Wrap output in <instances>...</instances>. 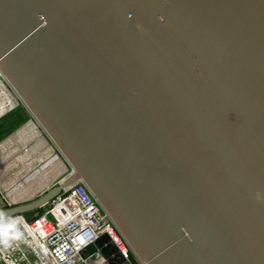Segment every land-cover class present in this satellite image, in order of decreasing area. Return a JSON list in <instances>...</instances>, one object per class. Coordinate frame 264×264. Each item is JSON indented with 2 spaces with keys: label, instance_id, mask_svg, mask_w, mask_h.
<instances>
[{
  "label": "water",
  "instance_id": "water-1",
  "mask_svg": "<svg viewBox=\"0 0 264 264\" xmlns=\"http://www.w3.org/2000/svg\"><path fill=\"white\" fill-rule=\"evenodd\" d=\"M0 73L71 169L0 220L82 180L145 264H264V0H0Z\"/></svg>",
  "mask_w": 264,
  "mask_h": 264
},
{
  "label": "built area",
  "instance_id": "built-area-1",
  "mask_svg": "<svg viewBox=\"0 0 264 264\" xmlns=\"http://www.w3.org/2000/svg\"><path fill=\"white\" fill-rule=\"evenodd\" d=\"M37 145L40 146L39 142ZM14 183L12 179L6 189L0 181L3 207L28 201L27 190L20 189L24 185ZM105 234L109 242L105 241L103 246L108 247L111 242L116 247L109 258L100 249H86ZM0 264L145 263L133 254L128 241L87 185L78 180L64 187L39 216L17 214L0 220Z\"/></svg>",
  "mask_w": 264,
  "mask_h": 264
},
{
  "label": "rangeland",
  "instance_id": "rangeland-1",
  "mask_svg": "<svg viewBox=\"0 0 264 264\" xmlns=\"http://www.w3.org/2000/svg\"><path fill=\"white\" fill-rule=\"evenodd\" d=\"M11 92L16 97V100H15V105L8 112H12V111L16 110L18 108L19 104L21 103V101L18 99L17 95L15 94V92L12 89H11ZM3 117H0V120ZM31 118L32 117L28 118V120H26L24 123H22L16 129H14L8 135H6L3 139H0V181L3 183V186L6 189L10 188L8 182H10L12 179L15 181V183H14L15 185H18V184L20 185L21 183H22V185L25 184L26 183L25 178L30 176L36 169H40L39 167H41L46 162V160L48 159L49 152L46 149V146L42 145L43 146L42 147L41 145L40 146L35 145L36 143L38 144V142H35V141H37L39 139H43V138H44L43 139L44 141L46 140L45 142H48L50 144L52 143V141L46 135V133L42 130V128H40V126L38 127L40 129V131L37 129L38 131L36 133H33L29 129L27 130V128H29L31 126V124H30V122H32ZM37 126H38V124H37ZM38 132L39 133L41 132V133L39 135H36V134H38ZM22 135H24L25 137L23 138ZM43 135H45V136H43ZM19 136H21V140L23 141V143H22V141H20ZM15 137H17V138H15ZM29 138H31V139H29ZM33 144L38 148H35V146ZM39 144H41L40 140H39ZM51 145H54V144L52 143ZM54 148H55V151L57 153H59L57 148L55 147V145H54ZM28 149L30 151H31V149H33L34 151L30 152ZM25 150H26V152H25ZM43 151H44V153H43ZM30 159L33 161H31ZM61 159L63 160V162L65 161L64 158H61ZM23 163L25 166L23 165ZM64 163H65V167L63 169L59 168V172L52 170V167L49 166V167L45 168L47 170H41L40 173L37 175V177L35 178L38 181L37 183L31 179L23 187H21L20 188L21 190H22V188H25L26 190H28L27 191L28 192L27 199L31 200V199L38 197L39 195H41L45 191L52 188L55 184H57L63 177H65L70 172L71 169H70V166L68 165V163L66 161ZM27 164H28V166H27ZM21 167H22V169H21ZM30 168H31V170H30ZM43 172L45 173V175ZM17 173H18V175H17ZM15 175H17V177ZM40 179H42V180H40ZM44 179L45 180L47 179L46 182H44L45 181ZM30 183H32L31 186H30ZM0 205H2L1 200H0ZM31 216H32V214L29 217H31Z\"/></svg>",
  "mask_w": 264,
  "mask_h": 264
},
{
  "label": "bare ground",
  "instance_id": "bare-ground-1",
  "mask_svg": "<svg viewBox=\"0 0 264 264\" xmlns=\"http://www.w3.org/2000/svg\"><path fill=\"white\" fill-rule=\"evenodd\" d=\"M2 75V74H1ZM11 87L9 86V84H8V82L5 80V78L3 77V75H2V78L0 79V117H2V116H4L14 105H15V100H16V97L12 94V92H11ZM13 90V89H12ZM18 97V96H17ZM19 99V98H18ZM37 122L36 121H32V122H30V124H31V128L29 127V128H27V130L29 129L30 131H32L33 133H36L38 130L40 131V129L38 128L40 125L38 124V126H37V124H36ZM29 124V125H30ZM26 128V127H25ZM41 128V127H40ZM38 129V130H37ZM24 130V129H23ZM22 131V130H21ZM42 131V130H41ZM32 133V134H33ZM41 133V132H40ZM39 132H38V134H36V135H39L40 134ZM29 136V135H28ZM33 136V135H32ZM43 136H45V135H43ZM17 138V137H16ZM32 138V137H31ZM31 138H29V139H31ZM42 138V137H41ZM21 139V138H20ZM26 139V138H25ZM37 139V138H36ZM39 139V138H38ZM44 139V138H43ZM43 139H39L40 140V143L42 144V145H44V146H46V149L48 150V152H49V156H48V159L46 160V162L41 166V167H39L40 169H36L30 176H28L27 178H25V182L27 183L28 181H30L31 179L34 181V182H38L35 178L37 177V175L40 173V171L41 170H47V169H45V168H47V167H52V170H54V171H57V172H59V168H61V169H63L64 167H65V161L63 162V160L61 159V158H63L62 156H61V154L60 153H57L56 151H55V148H54V145H51L50 143H48V142H45ZM39 140H37V141H35V142H39ZM20 141H22V140H20ZM27 142V141H26ZM22 143H23V141H22ZM35 144V143H34ZM33 144V145H34ZM40 144V145H41ZM24 145V144H23ZM35 145H37V143L35 144ZM34 145V146H35ZM41 145V146H42ZM43 147V146H42ZM35 148H38V147H36L35 146ZM34 149V148H33ZM33 149H31V151H34ZM44 149V148H43ZM29 150V149H28ZM37 150V149H36ZM40 150V149H39ZM30 151V150H29ZM30 151V152H31ZM45 151V150H44ZM44 151H43V153H44ZM25 152H26V150H25ZM38 152V151H37ZM41 152V151H40ZM36 153V152H35ZM40 154V153H39ZM42 154V153H41ZM29 155V154H28ZM39 156V155H38ZM37 156V157H38ZM47 156V155H46ZM34 157V156H33ZM32 157V158H33ZM40 157V156H39ZM25 159V158H24ZM22 160V159H21ZM31 160V159H30ZM38 160V159H37ZM31 161H33V160H31ZM22 162V161H21ZM28 162V161H27ZM42 163V162H41ZM31 164V163H30ZM35 164V163H34ZM33 164V165H34ZM38 164V163H37ZM23 165H24V163H23ZM32 165V166H33ZM25 166V165H24ZM27 166H28V164H27ZM36 166V165H35ZM11 167V166H10ZM33 168V167H32ZM21 169H22V167H21ZM27 169V168H26ZM49 169V168H48ZM20 170V169H19ZM30 170H31V168H30ZM50 170V169H49ZM21 171V170H20ZM24 171V170H23ZM27 171V170H26ZM51 171V170H50ZM61 171V170H60ZM2 172V171H1ZM31 172V171H30ZM45 172V171H44ZM43 172V173H44ZM47 172V171H46ZM52 172V171H51ZM24 173V172H23ZM20 174V173H19ZM17 175H18V173H17ZM17 175H15L16 177H17ZM41 175V174H40ZM44 175H45V173H44ZM43 175V176H44ZM55 175V174H54ZM2 176V175H1ZM41 177V176H40ZM39 177V178H40ZM21 178V177H20ZM19 179V178H18ZM2 180V179H1ZM40 180H42V179H40ZM45 180V179H44ZM43 180V181H44ZM47 180V179H46ZM46 180L44 181V182H46ZM8 181V180H7ZM25 183V184H26ZM25 184H23V185H25ZM50 184V183H49ZM22 185V183L20 184V186ZM32 185V183H30V186ZM7 187V186H6ZM28 191V190H27Z\"/></svg>",
  "mask_w": 264,
  "mask_h": 264
},
{
  "label": "trees",
  "instance_id": "trees-1",
  "mask_svg": "<svg viewBox=\"0 0 264 264\" xmlns=\"http://www.w3.org/2000/svg\"><path fill=\"white\" fill-rule=\"evenodd\" d=\"M30 117L31 115L29 111L25 108L22 103L19 104L16 110L6 113L4 117L0 120V139H3L6 135L16 129ZM42 211L43 209L41 210V212ZM30 215L31 214L27 216Z\"/></svg>",
  "mask_w": 264,
  "mask_h": 264
},
{
  "label": "crops",
  "instance_id": "crops-1",
  "mask_svg": "<svg viewBox=\"0 0 264 264\" xmlns=\"http://www.w3.org/2000/svg\"><path fill=\"white\" fill-rule=\"evenodd\" d=\"M16 138V137H15ZM3 206L2 205H0V208H2Z\"/></svg>",
  "mask_w": 264,
  "mask_h": 264
}]
</instances>
